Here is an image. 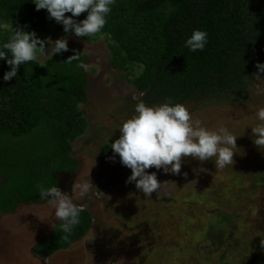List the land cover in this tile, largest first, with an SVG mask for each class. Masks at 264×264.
Masks as SVG:
<instances>
[{
    "label": "trees",
    "instance_id": "obj_1",
    "mask_svg": "<svg viewBox=\"0 0 264 264\" xmlns=\"http://www.w3.org/2000/svg\"><path fill=\"white\" fill-rule=\"evenodd\" d=\"M15 28L34 30L41 39L69 34L33 0H0V42ZM193 29L208 33L203 50L184 47ZM103 35L112 67L126 73L145 102L233 105L250 98L256 63L264 62V0H115L101 32L80 38L94 42ZM74 52L88 63L81 45H68L52 58L20 65L8 81L3 74L11 66L0 59V214L45 201L37 185L59 187L56 175L79 164L73 142L89 126L81 107L89 75L78 61L67 63ZM80 219L67 239L58 220L34 253L46 257L82 238L93 215L83 208Z\"/></svg>",
    "mask_w": 264,
    "mask_h": 264
},
{
    "label": "rangeland",
    "instance_id": "obj_2",
    "mask_svg": "<svg viewBox=\"0 0 264 264\" xmlns=\"http://www.w3.org/2000/svg\"><path fill=\"white\" fill-rule=\"evenodd\" d=\"M61 36L89 57L88 100L81 106L89 126L73 142L80 163L72 197L91 211L92 226L68 248L41 258L33 247L58 219L47 200L21 204L13 214H0V264H264V149L253 143L248 126L258 122L256 109L264 106V94H256L264 81L255 79L250 98L233 105L185 104L194 118L237 135L233 164L217 169L212 158L182 156L179 174L149 167L160 187L145 197L134 182L126 183L131 169L119 155L111 158V143L141 93L112 67L106 35L87 42L58 33L51 40ZM84 180L93 185L81 196L75 185Z\"/></svg>",
    "mask_w": 264,
    "mask_h": 264
},
{
    "label": "clouds",
    "instance_id": "obj_3",
    "mask_svg": "<svg viewBox=\"0 0 264 264\" xmlns=\"http://www.w3.org/2000/svg\"><path fill=\"white\" fill-rule=\"evenodd\" d=\"M33 3L37 10L46 9L48 17L62 24L65 33L88 37L100 33L104 28L115 0H33ZM85 11L86 16L77 21L76 17ZM207 39L206 30L193 29L184 40V47L191 52L203 50ZM46 44L49 45L47 50ZM67 50V36L53 41L51 38L41 39L34 30L15 28L5 41L0 42V59L11 66L4 72L3 80L17 77L20 65L35 62L40 56L52 58L53 54ZM79 56L80 52H74L66 61L69 64L78 61L77 67L87 71L88 65ZM39 65L43 66V63ZM256 68V80L264 81L259 77V73H264V62H257ZM256 94H264V88L257 86ZM255 117L258 122L248 126H251L253 143L264 149V106L256 109ZM119 133V137L111 143L114 154L111 158L119 155L120 163L131 169L126 183L134 182L145 197H150L160 187L156 173L146 171L149 167L179 174L182 156H191L199 161L212 158L217 169H224L232 166L237 149V135L228 127L223 124L208 126L200 118H194L185 104L172 102L171 99L154 104L137 99L133 114L121 122ZM92 185L91 180H84L75 187L83 196L91 190ZM37 192L54 209V216L61 222L59 230L67 239L74 227L80 224L83 208L77 206L72 195L61 191L56 185L38 184ZM261 243L264 244V241Z\"/></svg>",
    "mask_w": 264,
    "mask_h": 264
},
{
    "label": "flooded vegetation",
    "instance_id": "obj_4",
    "mask_svg": "<svg viewBox=\"0 0 264 264\" xmlns=\"http://www.w3.org/2000/svg\"><path fill=\"white\" fill-rule=\"evenodd\" d=\"M79 163H80V161H79ZM78 166H79V164H78ZM78 166H77V168H78ZM77 168H75L73 170H66V172H68V176L66 178L65 177L62 178L61 181H60V179L58 177V183L59 182L62 183L61 189L63 190V192L66 191L70 196L73 193V191H72L73 183H74L73 177L75 176V171H76ZM60 172L64 173V171H60Z\"/></svg>",
    "mask_w": 264,
    "mask_h": 264
},
{
    "label": "water",
    "instance_id": "obj_5",
    "mask_svg": "<svg viewBox=\"0 0 264 264\" xmlns=\"http://www.w3.org/2000/svg\"><path fill=\"white\" fill-rule=\"evenodd\" d=\"M56 176H58L59 177V179H60V181H61V179L62 178H66L67 176H68V172H64V173H60V174H58V175H56ZM61 187H62V183L61 182H59V188L61 189ZM62 190V189H61ZM63 191V190H62ZM50 256H48V258H49Z\"/></svg>",
    "mask_w": 264,
    "mask_h": 264
},
{
    "label": "crops",
    "instance_id": "obj_6",
    "mask_svg": "<svg viewBox=\"0 0 264 264\" xmlns=\"http://www.w3.org/2000/svg\"><path fill=\"white\" fill-rule=\"evenodd\" d=\"M27 205V204H26ZM15 213V212H14ZM3 214H6V213H3ZM7 214H13V213H7ZM36 255V254H35ZM38 256V255H36ZM52 256V255H51ZM38 257H41V256H38ZM41 258H46V257H41ZM47 259V258H46Z\"/></svg>",
    "mask_w": 264,
    "mask_h": 264
}]
</instances>
